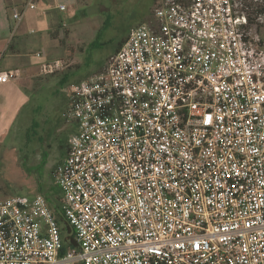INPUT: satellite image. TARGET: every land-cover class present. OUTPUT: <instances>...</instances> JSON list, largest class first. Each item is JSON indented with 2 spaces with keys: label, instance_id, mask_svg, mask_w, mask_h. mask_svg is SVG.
Masks as SVG:
<instances>
[{
  "label": "built area",
  "instance_id": "built-area-1",
  "mask_svg": "<svg viewBox=\"0 0 264 264\" xmlns=\"http://www.w3.org/2000/svg\"><path fill=\"white\" fill-rule=\"evenodd\" d=\"M262 22L247 0H161L70 90L78 131L55 178L78 248L62 253L45 195H14L0 200V264H264Z\"/></svg>",
  "mask_w": 264,
  "mask_h": 264
},
{
  "label": "rangeland",
  "instance_id": "rangeland-1",
  "mask_svg": "<svg viewBox=\"0 0 264 264\" xmlns=\"http://www.w3.org/2000/svg\"><path fill=\"white\" fill-rule=\"evenodd\" d=\"M15 1L17 0H0V45L3 42L5 44L12 36V11L8 7L11 3L14 4L12 8L16 7ZM99 1L104 2L108 8L106 12L99 10ZM155 1L83 0L86 14L82 22L85 23L87 35H83L84 32L80 31L82 36L78 37L79 30L74 27L58 31L59 42H56L52 50L59 58L64 59L67 65L63 70L44 77L36 83V88L35 86L31 88V105L40 106V114L37 115L38 111H34L32 115H26L25 123L19 121L18 124L10 125L6 139L0 142V200L14 195L32 197L41 193L49 199L51 208L55 203H59L53 194L56 188L57 166L54 168L55 165L52 167L48 163H52L58 157L56 154L60 139L56 133L61 132L60 126L66 121L65 114L70 107V101L66 98V88L81 78L93 77V73L103 68L108 57L126 37L128 29L143 20L151 8L153 11L161 0ZM247 1L251 18L257 17L259 13L262 15L263 22L258 25L257 30L264 39V0ZM151 14L144 21H148ZM255 23L257 22L253 21L252 25L256 26ZM7 46L5 45V48ZM40 47L37 42L32 43V54H35ZM41 120L42 129H37L35 133L37 122L40 125ZM64 134L63 131L60 135L61 139ZM43 143L51 145L47 159L43 154L46 146L41 148ZM33 149L32 154H27Z\"/></svg>",
  "mask_w": 264,
  "mask_h": 264
},
{
  "label": "crops",
  "instance_id": "crops-1",
  "mask_svg": "<svg viewBox=\"0 0 264 264\" xmlns=\"http://www.w3.org/2000/svg\"><path fill=\"white\" fill-rule=\"evenodd\" d=\"M82 1L83 0H59L60 3L66 5L64 9H59L57 7V2L54 0H35L36 6L27 8H25V5L28 0L15 1V5L18 9L21 11L24 9L23 17L18 23H13V20H11L12 38L10 37L5 44L3 42L0 45V58H2L0 59V70L19 68L22 70L23 75L15 81L0 82V142L6 139V134L8 133L10 125H15V123L18 124L19 121L20 123H25L26 115L30 116L34 111H38L36 113L37 115L40 114L41 107L37 104L31 105L32 98L30 97V91L34 86L36 88V83L43 80L44 77L49 76V74L42 75L40 73V64L44 61L59 58L52 50L56 42H59L60 35L58 31L64 28L70 29L74 27L79 30L77 31L78 37L82 36L80 31L84 32L83 35H87L88 31H86V26L84 27L85 23L82 22L86 14L85 6ZM98 3L101 12H106L108 10L104 2L99 1ZM13 5L14 4L11 3L8 9L12 11ZM151 13H153L152 8L145 18L139 22L146 20ZM131 28L128 29V33L124 39L127 38ZM35 42L40 44L41 47L35 54H32L31 44ZM5 45L8 46L5 48ZM117 48L118 46L111 54L115 53ZM39 53H41V55H39ZM101 70L102 68H100L99 71ZM99 71L92 75H95ZM88 78H90V76ZM84 79L87 78H81L78 81ZM76 82H73L66 88L67 101H69V89ZM65 116L66 121L60 126L62 128L61 132L58 131L56 133V136L60 139L56 154L58 157L52 161V163H48L52 167L55 165L54 168L65 159L69 149V138L78 131L77 119L69 116L68 111ZM42 122L41 120L40 125L37 122L38 127L35 129V133L37 129H42ZM63 131L65 134L61 139L60 135ZM34 146L36 147V145ZM43 146H46L43 154L47 159L51 152V145L50 143L48 145H44L43 143L41 144V148ZM33 151L34 149L27 154H32ZM52 167L51 170H53Z\"/></svg>",
  "mask_w": 264,
  "mask_h": 264
},
{
  "label": "trees",
  "instance_id": "trees-1",
  "mask_svg": "<svg viewBox=\"0 0 264 264\" xmlns=\"http://www.w3.org/2000/svg\"><path fill=\"white\" fill-rule=\"evenodd\" d=\"M157 1L158 0H156L155 2H157ZM125 40H126V38L123 39L119 43L117 50L123 45ZM55 185H56L55 186L56 188H55L53 194L57 197L59 203H57V204L55 203L53 208H51V209L53 210L54 214L56 215V218H57V220H58V222H59V224L61 226L62 235H63V241H64V247L62 249V253L66 254V253L70 252L73 249H77L78 248V243L76 241L75 235L72 233V227L70 226V224L68 223V221L66 220V218H65V216L63 214L61 190H60V188L58 187L57 184H55Z\"/></svg>",
  "mask_w": 264,
  "mask_h": 264
}]
</instances>
